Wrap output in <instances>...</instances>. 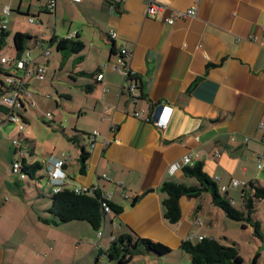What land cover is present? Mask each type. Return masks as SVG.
<instances>
[{
  "label": "crops",
  "instance_id": "1",
  "mask_svg": "<svg viewBox=\"0 0 264 264\" xmlns=\"http://www.w3.org/2000/svg\"><path fill=\"white\" fill-rule=\"evenodd\" d=\"M161 1L168 10L151 16L145 0H125L115 11L107 0H57L54 11L46 8L47 0H0V21H7L9 32L6 44L0 46L2 55L9 56L2 50L13 49L16 33L30 37L26 50L33 57L41 54L53 36H73L85 48L69 58L72 73L98 69L104 74L100 82L84 77V84L91 83L94 89L83 106L77 107L90 121L88 133L100 132L93 147L75 127L76 134L69 138L72 142L63 148L72 154L47 152L39 159L31 127L16 131L7 123L0 129V264H120L102 252L120 236L148 237L172 248L163 257L138 253L129 264H188L190 255L181 244L192 233L234 243L222 224L238 230L242 222L232 225L209 193L201 198L183 196L182 216L170 224L164 217L165 194L160 186L170 178L195 182L183 169L169 174L174 162L193 151L200 153L196 162L203 163L210 177L221 188L227 186L225 193L235 205L240 204L238 208H244L245 186L250 182L264 186V169L259 170L256 163L264 148V47L252 39L264 35V0ZM193 6L198 8L195 17L166 23L169 14ZM112 31L118 33L114 40L109 37ZM122 47L132 51L131 66L141 93L137 101L123 90L125 76L115 68ZM79 56L83 59L75 64ZM10 57H17V52ZM26 81L30 90L31 83L40 80L28 77ZM105 87L110 89L107 94ZM31 93L21 111L26 124L31 122L30 109L37 106ZM30 100L35 101L32 107ZM106 105L111 107L108 113ZM161 105L171 107L164 129L154 123ZM74 135L79 142L73 140ZM14 138L27 151L23 158L27 165L38 161L47 170L45 161L66 153L67 181L111 193V201L124 210L108 213L101 237L85 220L44 222L51 201L45 200L43 188L34 183L44 174L37 170L34 190L26 178L12 173L17 150L9 143ZM82 146L89 152L84 172L79 161ZM46 174L52 192L55 184ZM234 180L240 184L235 186ZM202 213L206 224L196 222Z\"/></svg>",
  "mask_w": 264,
  "mask_h": 264
},
{
  "label": "trees",
  "instance_id": "2",
  "mask_svg": "<svg viewBox=\"0 0 264 264\" xmlns=\"http://www.w3.org/2000/svg\"><path fill=\"white\" fill-rule=\"evenodd\" d=\"M4 21L5 20L0 21L1 47L6 44V40L9 36V32L6 31L7 23L6 27L3 26ZM109 37L111 38L110 35ZM29 38V36L22 33H16L14 35V47L17 51V58L21 57L25 53L26 44ZM111 39L114 40L113 38ZM39 42L42 41L39 40ZM46 45H49L50 47L55 45L57 51L62 54L63 62H65L72 55L80 54L85 48L84 42L79 39H74L73 36H53ZM114 50L115 45H113L112 52H114ZM0 56L5 55L0 53ZM82 59L83 56H79L74 63L77 64L81 62ZM14 71V64L8 65V63H6L0 65V74L4 75V78L0 77V86H2V88L3 85H5L6 76H17ZM99 72L100 71L98 69L92 72L82 70L75 74H70V77L75 81L77 80L76 76L79 75L82 77L94 78L97 82V75ZM2 88L0 87V92H2ZM84 89L88 93L92 92L94 85L86 83ZM67 97L70 98L71 96L67 95ZM2 109L3 111L5 110L4 107L0 106L1 112ZM80 134L88 136L89 144L93 147L90 142L91 133L80 131ZM73 140L79 142L77 135L73 136ZM88 158L89 152H87L85 147L82 146V152L79 157L82 172L86 169V161ZM39 169H42L41 162L37 161L34 164L27 165L25 160L23 161V171L26 179L29 177L34 179L35 174ZM181 169H183L186 177L195 179V182H179L170 178L165 180L160 186V191L165 194L162 199L164 217L170 224L177 223L182 216L180 199L183 196L201 198L205 193H209L212 197L213 204L219 207L228 218L242 222L243 228H246L248 225L252 226L254 229V236L256 238L263 239L264 235L262 231V223L260 220L256 219L254 215L256 211V202L264 199V186L253 182H250L247 186H245L243 190L244 208L241 209L233 203V200L227 196L225 191H222L217 181L210 177V175L205 171L202 162H196L193 165H186ZM49 199L51 201V206L47 209L48 215L44 219V222L60 224L72 220H85L89 222L97 232L101 229L104 230L108 212H106L102 206L104 198L103 193L99 189L93 192L78 193L70 186L63 185L61 190L58 192H54L53 189L49 195ZM108 205L111 210L117 214L122 213L124 210L122 206L111 200L108 201ZM191 235L181 244V249L190 255L191 264L244 263L243 258L239 254L236 242L232 245H227L221 240V238L205 236L200 238L197 234ZM102 252L110 259L118 260L120 264H129L133 257L138 253H152L158 257H163L171 253L172 248L161 241L153 240L148 237L120 236L112 241L110 247L106 251Z\"/></svg>",
  "mask_w": 264,
  "mask_h": 264
},
{
  "label": "built area",
  "instance_id": "3",
  "mask_svg": "<svg viewBox=\"0 0 264 264\" xmlns=\"http://www.w3.org/2000/svg\"><path fill=\"white\" fill-rule=\"evenodd\" d=\"M110 5V10L115 11L118 5L122 4L125 0H107ZM146 2V13L151 16H157L161 12H165L168 10V5L163 3L161 0H145ZM57 0H47V8L49 11H54L56 8ZM8 9L6 8L5 11ZM198 8L197 6H193L187 9H178L174 13L169 14L165 17L166 23L173 25L178 19H186L190 17H195L197 15ZM31 21H35L34 18H31ZM7 21L3 22V26L6 27ZM262 29L264 31V23L262 25ZM111 38L115 39L118 36L116 31H112L110 33ZM71 37V36H69ZM253 40H259L261 45L264 47V35L262 37L253 36ZM52 51L49 45H46L41 54L38 57H33L29 50H26L25 53L21 57L9 58L7 56H0V65L1 64H14L15 71L17 76L8 75L5 78V85H3L2 92L0 95V106L4 107L5 110L0 114V129L3 128V125L7 123H17L19 125L20 131H24L26 129V120L22 116V109L25 108V99L32 96L31 91L27 87L26 79L28 77H33L37 80H44L45 74L47 71V62L51 57ZM131 58L132 51L126 47H122L119 50L118 63L115 68L125 76V84L123 86V90L128 93L130 98L134 101H137L141 97V93L139 91V79L137 77V73L135 69L131 66ZM104 79V74L99 72L97 75V80L100 82ZM110 91L108 87L103 89V93L107 94ZM7 92H11L10 95H7ZM28 103V102H27ZM28 105L30 107L35 105V101L30 100ZM111 107L105 106L104 112L108 113ZM141 112H135V115H140ZM171 116V107L169 105H161L156 111L154 123L158 126L159 129L166 128L169 123ZM48 121H53V114L47 113L45 115ZM112 130H116L115 125H112ZM90 142L92 145H95L96 140L100 136V132L95 130L90 134ZM117 141V139H115ZM263 145H264V137H263ZM110 143V140L106 141ZM13 143L16 145L17 157L14 158L12 162V173L17 174L21 178H25V173L23 171V158L26 156L27 151L23 147V145L18 141V139L14 138ZM218 154V153H217ZM200 153L193 151L186 153L179 160L174 162L169 168V174L173 175L177 170L181 169L186 165H193L196 163V159L199 158ZM69 155L66 153H62L59 155H53L48 161H45L47 172L50 176L51 183L55 184L54 192H58L61 190L63 185H68L73 188L76 192H93L98 190L95 186H87V185H73L69 181L66 180V171L65 165ZM257 168L259 170L264 169V148L263 152L257 157ZM104 177L109 178L107 174H104ZM233 184L239 185V180H234ZM222 191L227 190V186H223ZM127 196V195H126ZM103 202L102 206L104 207L106 212H111V208L108 205V201L111 200V193H103ZM198 224H201V220L196 221ZM98 236L101 237L103 235V230H99ZM192 235H196L193 233ZM191 235V236H192ZM203 238V236H200Z\"/></svg>",
  "mask_w": 264,
  "mask_h": 264
},
{
  "label": "rangeland",
  "instance_id": "4",
  "mask_svg": "<svg viewBox=\"0 0 264 264\" xmlns=\"http://www.w3.org/2000/svg\"><path fill=\"white\" fill-rule=\"evenodd\" d=\"M8 42L11 43L12 40L9 39ZM2 51L4 54L9 55V57L10 55H14V52H17L15 47L12 49L10 46L5 47ZM51 51L52 54L48 63V71L45 74V80L32 82L30 86L37 106L30 109L31 122L30 124H26V128L31 127L34 131L37 147L36 155L39 159L47 152L58 154L64 151L67 154H72L70 149L63 148L65 144L72 142L69 138H71L73 134H76L75 130L81 129V131L86 133L92 130L88 123L90 121L86 120L85 113H78L77 109L78 106H83V102L86 101L89 96L88 92L84 89L85 84L83 80L86 78L77 75L78 81L75 82L73 78L70 77V74L73 72V62L69 61V58L63 62L62 54L57 51L55 45L51 47ZM73 56L74 55L71 57ZM0 77L4 78V75L0 74ZM6 94L10 95L11 92H7ZM67 95L71 97L68 98ZM48 112L54 115L55 120L53 122L46 119L45 115ZM6 127L15 128L17 131L19 125L17 123H9ZM9 144L10 147L16 148L13 142ZM7 160L8 163H10V156H8ZM40 171L44 176L41 179H35L36 181L34 183L43 188L44 193L47 195L45 200L48 201L51 193V186L48 182L47 170L43 168ZM33 180L34 179L29 177L25 182H31V185L27 183V186L35 190V185L32 184ZM236 206L240 207V204L237 203ZM254 216L261 221L264 235V199L256 202ZM200 220L206 224L207 219L205 213L200 214ZM228 221H230L232 225H236L237 223L230 218ZM222 226L224 228L227 227V236L237 243L236 246L239 254L244 260L243 264H264V237L263 239L256 238L252 226L248 225L247 229L239 225L238 230H234L232 226L228 227L225 224H222ZM221 240L225 243L226 239L221 237ZM232 244L231 242L230 245ZM164 263L158 262L157 264ZM188 264H191L190 256Z\"/></svg>",
  "mask_w": 264,
  "mask_h": 264
}]
</instances>
